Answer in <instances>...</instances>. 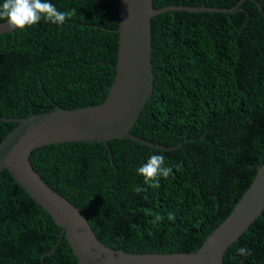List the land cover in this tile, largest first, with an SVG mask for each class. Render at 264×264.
I'll return each instance as SVG.
<instances>
[{"label":"trees","instance_id":"obj_1","mask_svg":"<svg viewBox=\"0 0 264 264\" xmlns=\"http://www.w3.org/2000/svg\"><path fill=\"white\" fill-rule=\"evenodd\" d=\"M240 0H153L231 8ZM233 13L174 11L155 18L153 92L131 140L37 149L30 163L67 198L106 246L126 252H194L230 214L264 164V0ZM76 10L0 35V116L64 108L114 73L118 0H46ZM3 0H0V4ZM6 20L0 19V22ZM16 123L0 121V142ZM162 154L173 168L153 189L138 169ZM139 187L141 191H136ZM163 217L156 220V215ZM169 214L173 219H169ZM54 246L12 205L0 173V264H42ZM251 255L241 256L238 249ZM43 264H78L57 247ZM224 264H264V211L224 253Z\"/></svg>","mask_w":264,"mask_h":264},{"label":"water","instance_id":"obj_2","mask_svg":"<svg viewBox=\"0 0 264 264\" xmlns=\"http://www.w3.org/2000/svg\"><path fill=\"white\" fill-rule=\"evenodd\" d=\"M231 8L176 4L154 8L153 0H118L115 17L114 73L89 95L60 108L26 118H4L16 123L0 142V173L15 206L54 246L78 264H224L226 250L264 211V164L230 214L194 252H126L98 240L81 211L51 188L33 169L30 155L58 145L103 144L131 140L157 153L182 149L165 147L132 134L153 92L151 32L155 18L174 11L233 13ZM259 8V3L255 0ZM7 20L0 35L13 32Z\"/></svg>","mask_w":264,"mask_h":264},{"label":"clouds","instance_id":"obj_3","mask_svg":"<svg viewBox=\"0 0 264 264\" xmlns=\"http://www.w3.org/2000/svg\"><path fill=\"white\" fill-rule=\"evenodd\" d=\"M76 15L75 9L59 11L56 6L46 0H3L0 4V19L7 20L8 26L17 30H24L26 27L37 24L42 19L53 24L63 25ZM138 174L143 176L144 182L153 189L160 187V179L168 178L173 168L166 165V158L162 154H153L148 161L138 170ZM136 191H141L139 187ZM163 217L156 215V220ZM169 219H173L169 214ZM241 256L251 255L248 248L238 249Z\"/></svg>","mask_w":264,"mask_h":264}]
</instances>
